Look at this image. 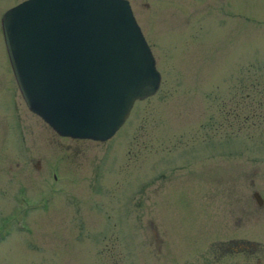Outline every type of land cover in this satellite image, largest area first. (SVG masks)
<instances>
[{
  "label": "rangeland",
  "instance_id": "374dc122",
  "mask_svg": "<svg viewBox=\"0 0 264 264\" xmlns=\"http://www.w3.org/2000/svg\"><path fill=\"white\" fill-rule=\"evenodd\" d=\"M129 2L161 81L102 141L26 107L0 30V264H199L230 230L264 248V0Z\"/></svg>",
  "mask_w": 264,
  "mask_h": 264
},
{
  "label": "water",
  "instance_id": "95a60500",
  "mask_svg": "<svg viewBox=\"0 0 264 264\" xmlns=\"http://www.w3.org/2000/svg\"><path fill=\"white\" fill-rule=\"evenodd\" d=\"M1 28L26 105L59 134L105 139L159 85L128 0H21Z\"/></svg>",
  "mask_w": 264,
  "mask_h": 264
},
{
  "label": "flooded vegetation",
  "instance_id": "af4514ba",
  "mask_svg": "<svg viewBox=\"0 0 264 264\" xmlns=\"http://www.w3.org/2000/svg\"><path fill=\"white\" fill-rule=\"evenodd\" d=\"M206 169V168H205ZM204 172L202 176L206 178L214 177L217 178L216 174L212 169L200 170L196 169L189 171V175L198 174ZM199 187H197L198 189ZM202 189V188H199ZM196 190L189 191L187 196H184L186 200H192ZM258 191L253 190L252 193ZM174 196V195H173ZM192 202V201H191ZM262 204V202H261ZM261 204H258L260 206ZM195 214H192L194 216ZM229 234L223 235V237H214L203 242L202 248H198L194 251L199 250V264H264V248L254 246V242L251 238L245 236H239L235 234V231L230 230ZM159 245V244H158ZM264 246V245H263ZM193 251V252H194ZM192 252V253H193ZM190 254V256L192 255ZM185 257H190L189 255ZM180 257V256H179ZM167 258V252H166ZM185 264H197L196 261L189 260Z\"/></svg>",
  "mask_w": 264,
  "mask_h": 264
}]
</instances>
